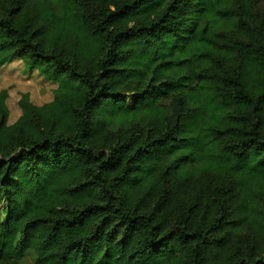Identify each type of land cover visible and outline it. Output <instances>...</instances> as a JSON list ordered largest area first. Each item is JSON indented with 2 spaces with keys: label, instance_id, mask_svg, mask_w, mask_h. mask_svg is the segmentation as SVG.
I'll return each instance as SVG.
<instances>
[{
  "label": "trees",
  "instance_id": "16d2710c",
  "mask_svg": "<svg viewBox=\"0 0 264 264\" xmlns=\"http://www.w3.org/2000/svg\"><path fill=\"white\" fill-rule=\"evenodd\" d=\"M13 59L0 264H264V0H0Z\"/></svg>",
  "mask_w": 264,
  "mask_h": 264
},
{
  "label": "rangeland",
  "instance_id": "374dc122",
  "mask_svg": "<svg viewBox=\"0 0 264 264\" xmlns=\"http://www.w3.org/2000/svg\"><path fill=\"white\" fill-rule=\"evenodd\" d=\"M67 79L64 78V81ZM58 86L45 76H41L37 69L23 66L18 60H11L7 65L0 67V91L7 90L6 101L9 117L8 125L19 117L17 100L20 93H28L34 104L47 103L52 100V91ZM21 264H33V259L26 256Z\"/></svg>",
  "mask_w": 264,
  "mask_h": 264
}]
</instances>
